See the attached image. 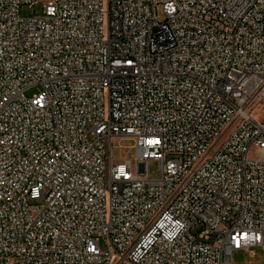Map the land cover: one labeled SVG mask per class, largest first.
I'll use <instances>...</instances> for the list:
<instances>
[{
	"label": "built area",
	"instance_id": "2783aa9c",
	"mask_svg": "<svg viewBox=\"0 0 264 264\" xmlns=\"http://www.w3.org/2000/svg\"><path fill=\"white\" fill-rule=\"evenodd\" d=\"M255 245L264 0H0V264H234Z\"/></svg>",
	"mask_w": 264,
	"mask_h": 264
},
{
	"label": "rangeland",
	"instance_id": "374dc122",
	"mask_svg": "<svg viewBox=\"0 0 264 264\" xmlns=\"http://www.w3.org/2000/svg\"><path fill=\"white\" fill-rule=\"evenodd\" d=\"M43 4L44 2L41 1L33 7L24 5L22 6V13L25 15H42ZM37 91H39V87L34 86L27 90L26 94L32 95ZM134 152V139L129 137H118L113 139L114 162H122L127 158H132ZM147 168L150 178L161 177L162 169L159 161L152 160L149 162ZM233 261L234 264H264V249L259 245H255L251 246L248 250H236L234 252Z\"/></svg>",
	"mask_w": 264,
	"mask_h": 264
}]
</instances>
